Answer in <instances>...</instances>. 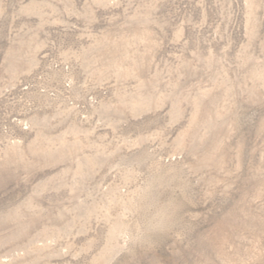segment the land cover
I'll list each match as a JSON object with an SVG mask.
<instances>
[{
	"label": "rangeland",
	"instance_id": "1",
	"mask_svg": "<svg viewBox=\"0 0 264 264\" xmlns=\"http://www.w3.org/2000/svg\"><path fill=\"white\" fill-rule=\"evenodd\" d=\"M0 264H264V0H0Z\"/></svg>",
	"mask_w": 264,
	"mask_h": 264
}]
</instances>
